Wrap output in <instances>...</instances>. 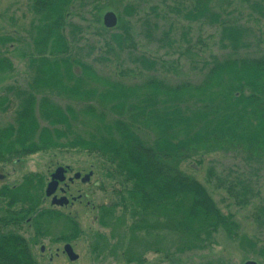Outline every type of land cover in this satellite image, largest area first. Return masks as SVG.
<instances>
[{
	"label": "rangeland",
	"instance_id": "rangeland-1",
	"mask_svg": "<svg viewBox=\"0 0 264 264\" xmlns=\"http://www.w3.org/2000/svg\"><path fill=\"white\" fill-rule=\"evenodd\" d=\"M31 1L0 0V216L28 210L0 232L17 264H264V0H58L50 45ZM58 165L93 173L86 200L36 236L25 221L50 209Z\"/></svg>",
	"mask_w": 264,
	"mask_h": 264
},
{
	"label": "flooded vegetation",
	"instance_id": "flooded-vegetation-1",
	"mask_svg": "<svg viewBox=\"0 0 264 264\" xmlns=\"http://www.w3.org/2000/svg\"><path fill=\"white\" fill-rule=\"evenodd\" d=\"M58 168H62L63 169V174H62L63 180H61V181L60 180H57L56 189H55L54 193L50 197H45V195H44V200L45 199L46 200H49V206H50L49 211H58V210H61V209H66L70 205H73V204H76V203L82 204V202H84V200H86V195L82 194L80 192V190H76V188L78 186L88 185L90 183V180H91L92 176H93V173L92 172H89V173H91V176H90L89 180H87L85 183H83L82 182V178L84 176L88 175L89 173L88 174H82L81 172H77V171L73 172V170H72V168L70 166H67V165H58L54 169V171L50 174V176H49V182L51 181V178H50L51 175ZM76 174H79V177L77 179L74 178V176ZM0 179H2V178L0 177ZM47 184H46V187H47ZM46 187H45V190H46ZM45 190H44V194H45ZM61 199L66 200V203L63 201L62 204H61V206L56 205V202L57 201H61ZM86 203L88 204V202L85 201V205L87 206ZM15 205H17V204H15ZM25 213L26 212H23V210H17V209L15 210V209H13L11 211V209H10L7 213H5L4 216H0V229H2L3 227H11V226L12 227H15V228H19V226L22 227V225L24 224L23 223V215ZM31 221L32 220H30V222H29V220H26L25 222H26V224H30ZM7 238H8V235L6 233L0 232V239L1 240L3 239L2 240V244H3V242H5L7 240ZM65 245L66 244H63L62 245V252H61L62 256H65V254L63 252V247ZM40 252L41 253H44L45 252V248L44 247H41L40 248ZM58 253H59V247H57L54 250V257L57 258L59 256ZM53 260H54L53 259V256L51 255L49 257V263H52Z\"/></svg>",
	"mask_w": 264,
	"mask_h": 264
},
{
	"label": "trees",
	"instance_id": "trees-1",
	"mask_svg": "<svg viewBox=\"0 0 264 264\" xmlns=\"http://www.w3.org/2000/svg\"><path fill=\"white\" fill-rule=\"evenodd\" d=\"M56 1H58V0H32L31 4L29 6L33 15L37 16V20H36L37 22L35 24H37L36 28L38 30H40V36H39V34H37V37L38 38L41 37V39L44 38L45 40L44 41L42 40V42H45V44H47V45H50L51 43H53L52 40L54 39V34L51 33V30H55L58 33V31L60 29V21H59V19L57 20L58 14H56V8H55L56 7V5H55ZM106 8H108V7H104V6L99 7L98 8L99 14H101L104 10H106ZM100 28L104 29L103 25H100ZM56 37H57V35H56ZM57 41H59V38ZM254 65H256L255 68L258 71H263L264 65H261V64H258V65L254 64ZM26 211L28 212V210H26ZM56 216H58L56 213L49 211V210L42 211L41 213H39L37 215V217L34 216V218L32 219L30 224H32L33 228H35L34 229L35 235L36 236L41 235L42 230H45L43 227L46 226L44 224V222L43 223L39 222V220L37 218L43 219V218L48 217L49 219H52ZM23 219H24V217H23ZM69 222L72 225L70 227L71 228V232L69 234L70 238L76 239V238L80 237L81 231L78 228L79 226L77 224H75V222H73L72 220H70ZM9 248L10 247L8 246V242L6 240L5 244L3 245V249L5 250L6 259H8L7 262H8V264H14V263L17 264V261L14 258V256H12V254L8 253ZM7 255H9L10 257H7ZM13 259H15V260H13Z\"/></svg>",
	"mask_w": 264,
	"mask_h": 264
},
{
	"label": "water",
	"instance_id": "water-1",
	"mask_svg": "<svg viewBox=\"0 0 264 264\" xmlns=\"http://www.w3.org/2000/svg\"><path fill=\"white\" fill-rule=\"evenodd\" d=\"M116 24H117V17H116V15L114 13L107 12V13H105L103 15V17H102V25H103L104 28L112 29V28H114L116 26ZM62 174H63V169L62 168H58L51 175V177H50L51 181L47 184V187H46V190H45V197H50L54 193V191L56 189V186H57V180H60V181L63 180ZM90 176H91V173H89L88 175L84 176L82 178V182L85 183L87 180H89ZM78 177H79V174H76L74 176L75 179H77ZM63 201L66 203V200L61 199V201H57L56 202V205L61 206ZM63 252L67 256L69 261L77 260V255H75V253L73 252L72 247L69 244H66L63 247ZM243 264H257V263L254 262V261H247V262H245Z\"/></svg>",
	"mask_w": 264,
	"mask_h": 264
}]
</instances>
